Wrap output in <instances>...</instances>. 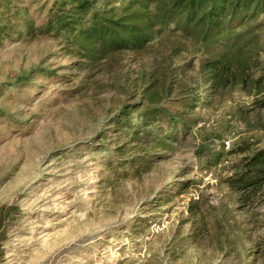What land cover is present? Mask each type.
I'll use <instances>...</instances> for the list:
<instances>
[{"label":"rangeland","instance_id":"1","mask_svg":"<svg viewBox=\"0 0 264 264\" xmlns=\"http://www.w3.org/2000/svg\"><path fill=\"white\" fill-rule=\"evenodd\" d=\"M30 1L56 0L21 6ZM165 53H126L93 77L97 92L76 95L86 74L58 39L0 44V264H264V187L225 183L236 146L264 149V110L239 112L249 98L200 107L167 159L102 183L119 145L110 123L156 75L167 69L159 91L171 100L206 98L196 69L183 73L190 56Z\"/></svg>","mask_w":264,"mask_h":264},{"label":"trees","instance_id":"2","mask_svg":"<svg viewBox=\"0 0 264 264\" xmlns=\"http://www.w3.org/2000/svg\"><path fill=\"white\" fill-rule=\"evenodd\" d=\"M21 4L0 0V44L15 37L58 39L74 57L71 68L86 74L84 87L71 94L97 92L99 85L92 81L96 74L111 73L126 53L140 56L154 47L164 49L168 63L190 56L183 73L196 69L206 98L163 96L159 90L165 69L153 75L139 101L122 104L110 123L119 145L106 159L109 173L102 183L110 174L140 176L167 159L197 126L200 107L210 108L238 93L251 100L239 108L242 115L264 110V0H56L38 8L34 1L30 7ZM257 145L244 141L230 152L236 158L225 183L237 193L264 187V149Z\"/></svg>","mask_w":264,"mask_h":264},{"label":"built area","instance_id":"3","mask_svg":"<svg viewBox=\"0 0 264 264\" xmlns=\"http://www.w3.org/2000/svg\"><path fill=\"white\" fill-rule=\"evenodd\" d=\"M227 145L229 146V143H227Z\"/></svg>","mask_w":264,"mask_h":264}]
</instances>
